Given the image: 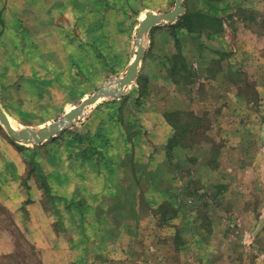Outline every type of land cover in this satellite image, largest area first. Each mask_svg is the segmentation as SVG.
<instances>
[{
    "label": "rangeland",
    "instance_id": "374dc122",
    "mask_svg": "<svg viewBox=\"0 0 264 264\" xmlns=\"http://www.w3.org/2000/svg\"><path fill=\"white\" fill-rule=\"evenodd\" d=\"M84 1L0 0V105L18 132L39 133L102 87H116L113 82L127 74L139 41L145 47L138 78L120 97L101 96L55 136L44 141L16 138L0 119V264H70L71 258H82L73 264H198L197 257H205L206 264L222 257V264H227L230 250L242 257L238 264L244 259L254 264L256 257L264 264V105L259 101L256 67L245 70L238 61L234 67L241 71L230 77L218 72L215 64L217 77L213 62L229 51L216 42L224 31L211 26L195 29L192 36L200 37L199 43L190 44L189 51L200 53L210 75L222 82L213 89L215 84L205 79L201 85L206 98L194 101L187 80L193 78L188 76L192 71H173L176 63L187 65L176 38L184 34L182 28L164 22L138 34L147 11L168 12L176 0ZM223 63L229 65V59ZM175 76L178 85L171 82ZM239 89L252 97V106L242 101L234 108L226 100ZM156 105L181 112L180 119L173 117L177 125L182 123L180 136L192 127L191 107H213L198 123L204 129L187 132L184 149L177 152L186 163L183 176L191 181L187 194L197 195L201 213L193 217L187 208L174 217L173 211L160 207L154 219L143 217L134 223L136 236L129 241L139 246L133 252L111 239L112 227L133 225L134 206L126 202L129 212L121 215L120 204L108 195L119 185L108 184L110 171L100 168V151L109 140L105 131H118L110 130L117 127L110 124L113 117L133 134L139 117ZM195 156L196 167L187 161ZM241 160L250 165L241 166ZM124 187L129 194L134 190L132 184ZM84 193L89 195L88 206ZM93 220L108 230L87 227L94 240L85 241L82 227ZM171 222L181 231L179 236L172 233ZM126 234L128 241L132 234ZM27 235L40 241L39 254ZM244 240L252 246L246 249ZM198 241L210 246L200 250Z\"/></svg>",
    "mask_w": 264,
    "mask_h": 264
},
{
    "label": "crops",
    "instance_id": "0c3cea01",
    "mask_svg": "<svg viewBox=\"0 0 264 264\" xmlns=\"http://www.w3.org/2000/svg\"><path fill=\"white\" fill-rule=\"evenodd\" d=\"M84 4H87V0L84 1ZM184 6L185 12L178 16L175 21L168 22L169 24H176L182 16L188 12H204L211 10L219 12L215 15L222 20L219 27L221 31H224V36H219L218 38H222V40L220 42L219 39L216 42L219 45L227 46L229 51L225 56L229 59V65L223 63L226 59L225 57L223 60L216 59V62H213L212 66L213 68H216L214 67L216 65L219 66L218 72L221 71L223 74H228L230 77H236L241 71L240 68L234 67L238 61H240V65L242 64L245 70L248 65L256 67L255 72L260 75V80L257 84L259 101L264 105V31L259 32L255 29L256 27H261V29L264 28V0H184ZM206 6L213 9H204ZM174 8L175 6L172 9ZM143 10H145V8ZM146 13L148 14L150 11ZM182 31H184V34L179 36L182 43L180 54L187 63L189 70L193 73V78L188 82V92L195 98L194 101H197V99L199 101H204L206 97L202 94L204 91L203 85H201L202 82L205 81V79L208 82L212 81V83L215 84L213 89H216V87L221 84L222 80L217 78L219 75L217 74V68L216 72H214L217 77L216 75H210L209 71L211 70L204 64L205 58L200 53L198 54L197 51L196 53L191 50L189 51V45L199 43L200 37L195 38L194 35L192 36L188 28L182 27ZM154 38L155 37H153V39ZM172 41L173 46H175L174 38ZM172 54L173 53H171V55ZM213 59L215 58H211V60ZM229 81L232 85L237 86L236 79L230 78ZM171 82L178 85L176 80L171 79ZM226 100L232 104L234 103V108L237 107L238 102L242 101L245 103V106L253 105L252 97H250L248 93L240 91V89L234 92L231 98ZM165 107L156 105L151 111H146L143 115V119L139 117V122L135 125L138 130L133 134L129 133L126 124H124L119 117H113L110 124L117 127H110V130L114 131L115 128H118V131H116V134L108 130L105 131V134L109 136V140L106 145L103 144L101 147L103 151H100V153L104 155L102 161H100V168L104 170L109 169L110 171V173H108V184L113 187L119 185L115 190H111L108 195L110 198H113L116 203L120 204L121 215L129 212V209L125 206L126 202L129 204L130 201L131 205L134 206L135 218L132 220L133 225L130 226V228L129 226L126 227L121 224L117 227H112L111 230L113 231V235L111 239L114 240V242H118L121 246L127 247L129 250L132 249L133 252L135 250L134 247L139 246L136 245L135 241H129L136 236L134 223L142 221L143 217H153L152 219H154L160 214V212H158L160 207L166 206V208L173 211L174 217H177L179 213L184 212L187 208L192 209L191 213H193V217H198L201 213L199 201L196 199L197 195L196 198H192L187 194V189L191 181L190 177L183 176V168L186 167V163L184 164L182 160L178 158L180 157L179 154H177V152H181L179 151L180 149H184L183 143L186 139L180 140L179 145L176 147L175 143L178 140V128H176L174 122L167 116V112L169 111L166 110L168 107ZM207 107L208 108L203 111H200L196 109V105H194L191 107V111L203 121L206 115L212 112V109H210L212 106ZM247 120L246 118L245 125L247 124ZM263 122L264 120L262 123ZM235 124L241 125L242 123L236 122ZM213 126L214 123H212V127ZM234 131L237 132V129H234ZM187 161L191 163V165L194 164V167L199 165V158L196 156L194 161ZM244 162L245 161L241 160V166L250 165ZM110 169H112V171ZM128 184H132L134 188L130 194L129 191L125 192V188L127 187L124 186H128ZM122 188H124V190ZM82 196L87 199L85 204L88 206L89 195L84 193ZM105 210L104 214H108V209ZM171 223L173 225L172 233L175 232V235L179 236L181 231H179L178 227H176L173 222ZM101 226V224L95 223L93 220L90 226L82 227V232L85 233L83 236L84 240L92 242L94 240V236L89 233L87 227H91L94 231H100V229L102 231L108 230L102 229ZM126 233L132 234V237L128 236L126 238L128 241L125 240L127 236ZM27 238H33L32 244L39 254L41 247L40 241L32 237V235H27ZM227 242L231 244L229 241ZM190 244L191 241H188L186 245L190 247ZM209 244L210 243L198 241L200 250L203 246H210ZM213 244H215L214 247H218V249L221 247V243L219 242L217 245L216 242H213ZM232 244L229 245V247H232ZM243 244L246 249L252 246L247 240H244ZM222 246H225V244ZM143 247H147V245ZM154 247L155 245H153V248ZM179 249L182 250V248ZM102 254H98L97 256L100 257ZM229 254H232V256ZM127 255L130 256L128 253ZM228 255L229 261L227 264H230V262L238 264V262L241 261L240 259L242 257L236 256L234 251L230 250ZM130 258L132 257L130 256ZM133 258L135 257L133 256ZM220 258L222 259V257ZM138 259H140V257H138ZM205 259V257H197L198 264H206ZM221 259L218 261L219 263L217 262L216 264L224 263ZM256 259L254 264L262 262L260 257H256ZM77 260L82 261V258H71L70 264L77 262ZM243 263L247 264L246 259L243 260Z\"/></svg>",
    "mask_w": 264,
    "mask_h": 264
},
{
    "label": "water",
    "instance_id": "95a60500",
    "mask_svg": "<svg viewBox=\"0 0 264 264\" xmlns=\"http://www.w3.org/2000/svg\"><path fill=\"white\" fill-rule=\"evenodd\" d=\"M185 12L184 0H176L175 8L171 11L165 13H154L150 12L147 14L144 21H142L138 34L142 36L145 32L149 31L155 25L164 23V22H173L178 16ZM145 56V47L142 41H139V48L135 60L132 62L131 66L128 69V72L125 76L117 80L116 87L111 85H106L99 89L94 95L89 98H86L80 105L74 107L70 110L66 116L59 120L56 123L50 124L45 127L39 133H35L32 130H22L18 132L13 126L8 117L4 112L2 106L0 105V119L7 126L10 133L16 138H24L31 141H44L45 139L55 136L59 133L65 126L70 125L74 122L76 117L84 111V109L92 102L98 100L101 96H113L120 97L125 90V88L131 85L137 78L142 59Z\"/></svg>",
    "mask_w": 264,
    "mask_h": 264
},
{
    "label": "trees",
    "instance_id": "16d2710c",
    "mask_svg": "<svg viewBox=\"0 0 264 264\" xmlns=\"http://www.w3.org/2000/svg\"><path fill=\"white\" fill-rule=\"evenodd\" d=\"M221 18H219L218 16L216 15H211V14H208V13H205V12H201V11H198V12H188L186 13L185 15L182 16V18L176 23V24H170L169 26L171 28H188V31L192 34L193 31L197 28H200V29H204V27H208V26H211V27H214L216 28V31H219L220 29V24H221ZM221 30V29H220ZM214 33L216 32H212L211 35H214ZM177 38V41L178 42H181V38L180 37H176ZM181 51H179V54H180ZM177 57V56H175ZM175 68H177V70L175 71ZM188 68V65H182V66H179L177 63L175 64L174 68H173V71L174 72H180V71H185L187 70ZM172 71V72H173ZM188 76H193L191 73L188 74ZM175 80L177 82H179V78L175 76ZM188 81L191 80V78H187ZM141 82V80H140ZM145 80L144 78L142 79V86H145ZM177 111H169L167 112V116L169 117V119L174 122V125L176 126V128H178V126L180 125V123L178 122V125H177V121L173 118L174 115L175 117H178L180 119V116H179V113L181 115V112H177ZM175 113V114H174ZM190 115H192V121L191 123L192 124V127L189 128V129H185V132L182 133V136H180V134H178V140H182L185 138L186 136V133L187 132H192V131H195V132H198L197 129H204V125H199V121L202 122V119L200 117H198L197 115H195L192 111L189 112ZM183 115V114H182ZM203 123V122H202ZM182 124V123H181ZM179 132V130H178ZM197 192H198V189H197ZM163 208H166V206H162ZM161 207V208H162ZM168 209V208H166ZM170 210V209H168Z\"/></svg>",
    "mask_w": 264,
    "mask_h": 264
},
{
    "label": "bare ground",
    "instance_id": "6f19581e",
    "mask_svg": "<svg viewBox=\"0 0 264 264\" xmlns=\"http://www.w3.org/2000/svg\"><path fill=\"white\" fill-rule=\"evenodd\" d=\"M115 84H117V80H115V81L113 82V86H115Z\"/></svg>",
    "mask_w": 264,
    "mask_h": 264
}]
</instances>
